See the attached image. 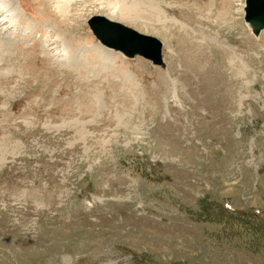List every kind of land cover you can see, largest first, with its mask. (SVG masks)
Here are the masks:
<instances>
[{"label": "rangeland", "instance_id": "374dc122", "mask_svg": "<svg viewBox=\"0 0 264 264\" xmlns=\"http://www.w3.org/2000/svg\"><path fill=\"white\" fill-rule=\"evenodd\" d=\"M244 8L0 0V264H264V31ZM96 16L160 40L165 67L104 47Z\"/></svg>", "mask_w": 264, "mask_h": 264}, {"label": "water", "instance_id": "95a60500", "mask_svg": "<svg viewBox=\"0 0 264 264\" xmlns=\"http://www.w3.org/2000/svg\"><path fill=\"white\" fill-rule=\"evenodd\" d=\"M244 13L247 26L259 38L264 31V0H245ZM88 25L104 47L120 52L126 58L140 57L154 66L165 67L163 44L157 38L99 16L91 18Z\"/></svg>", "mask_w": 264, "mask_h": 264}, {"label": "bare ground", "instance_id": "6f19581e", "mask_svg": "<svg viewBox=\"0 0 264 264\" xmlns=\"http://www.w3.org/2000/svg\"><path fill=\"white\" fill-rule=\"evenodd\" d=\"M139 9L140 7L138 5H134V6L122 5L116 10V14H114V17L120 16L121 21L130 19L132 15L140 17Z\"/></svg>", "mask_w": 264, "mask_h": 264}]
</instances>
